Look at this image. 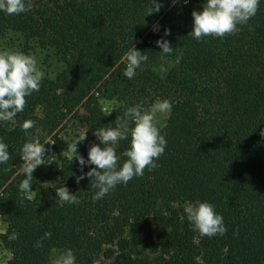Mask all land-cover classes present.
I'll list each match as a JSON object with an SVG mask.
<instances>
[{"label": "trees", "instance_id": "16d2710c", "mask_svg": "<svg viewBox=\"0 0 264 264\" xmlns=\"http://www.w3.org/2000/svg\"><path fill=\"white\" fill-rule=\"evenodd\" d=\"M158 2L162 7L152 14L150 0H48L18 15L0 12V24L10 29L38 28V37L28 35L38 43L50 32L47 44H57L64 56L57 81L44 77L24 110L0 121L10 155L0 164L6 223L0 244L10 255L4 264H50L52 252L64 248L73 249L76 264H143L147 254L155 264H264V0L236 34L199 41L188 33L191 11L203 0ZM165 28L174 51L162 60L154 42ZM132 43L149 59L128 79L121 58ZM162 61L168 63L163 76L154 70ZM157 97L172 102L160 128L167 145L158 167L94 201L90 178L77 183L76 160L61 153L63 125L71 119L87 129L78 148L86 157L87 147L99 143L95 128L121 116L122 104L145 107ZM25 120L34 122L27 135L20 127ZM36 128L49 143L45 162L56 158L59 167L56 185L32 200L17 186L24 179L20 148ZM127 146L120 141L117 154ZM63 184L79 203L56 200L55 188ZM196 199L223 216V235L201 237L190 227L182 205ZM12 232L16 240L8 239ZM45 232L52 235L43 238Z\"/></svg>", "mask_w": 264, "mask_h": 264}, {"label": "clouds", "instance_id": "9594fccd", "mask_svg": "<svg viewBox=\"0 0 264 264\" xmlns=\"http://www.w3.org/2000/svg\"><path fill=\"white\" fill-rule=\"evenodd\" d=\"M184 2L187 3V0ZM260 2L261 0H203L199 10L191 11L192 28L188 36L199 41L202 37L222 39L226 34H236L240 30L238 26L246 24L256 14ZM150 5L147 14L159 12L162 7L158 0H150ZM31 8L32 4L27 0H0V12L6 15H18ZM158 30L157 24L153 31ZM169 34L170 29L165 28L163 35L154 42L160 49L158 53L162 60H166L174 51L165 38ZM182 55L181 52L176 56V64L180 63ZM121 59L125 63L123 75L132 79L137 69L142 70L149 57L132 43ZM43 78L44 73L38 68L34 55L7 48L0 49V121L10 120L22 112L25 98L34 91H39ZM121 107L123 114L116 116L114 122L95 128L93 136L99 143H92L87 147L86 157L77 151V143L86 138L87 129L65 150L71 153V161L75 157L79 166L80 174L75 176L76 182L79 183L85 177L90 178L91 186L96 190L92 195L94 201L103 198L117 185H127L133 177L144 175L145 168L151 171L158 167L156 161L166 149V134L161 133L157 123L159 115L171 113L172 102L169 99L157 97L147 108L143 103L127 106L122 104ZM20 127L27 135L28 129L34 127V122L25 120ZM35 132L20 148V159L23 162L20 171L24 179L17 187L22 196L33 192V171L41 164H50L45 163V153L48 151L45 144L49 143L41 142L40 128H36ZM260 135L264 137V129L260 130ZM124 140L128 141V146L118 155L117 147ZM9 158L8 145L0 139V164H6ZM86 167L88 170L84 171ZM55 193L56 200L61 203H79L77 196L70 193L64 184L56 187ZM182 207L190 227L201 237L223 235L227 231L223 216L210 202L196 199L185 201ZM51 235V232H45L43 238ZM17 238L16 232L8 235L9 240ZM34 246L40 247V241ZM50 264H76L73 249L64 248L59 255L50 259Z\"/></svg>", "mask_w": 264, "mask_h": 264}, {"label": "rangeland", "instance_id": "374dc122", "mask_svg": "<svg viewBox=\"0 0 264 264\" xmlns=\"http://www.w3.org/2000/svg\"><path fill=\"white\" fill-rule=\"evenodd\" d=\"M34 5L42 4L47 2L48 0H28ZM9 27H14L10 24H0V49H10L14 51H21L25 54H32L36 57L38 68L44 73V77L51 80L57 81L59 78L63 68H64V56L63 49L57 45L53 44V48L47 44L46 40L52 38V34L50 32H42V38L44 39V43H38L35 39L29 38L28 35L36 36L35 32L38 28H34L33 32H26L22 30H14ZM30 33V34H29ZM38 37V36H36ZM55 36L53 35V39ZM47 44V46L45 45ZM168 67V63L162 61L155 65L154 70L161 76H163L166 72V68ZM150 105V104H149ZM102 106L105 109H110L111 103L103 102ZM145 106V108H147ZM168 114L159 115L157 127L160 129L164 126L167 120ZM84 127L76 123L74 120H68L63 125L62 130L59 132V137L64 142V149L61 153L64 156H67L71 159V153L65 151L68 146L79 137V135L84 131ZM87 138V133H86ZM85 138V139H86ZM84 139V140H85ZM83 140V141H84ZM83 141H78L77 143V151L80 147V144ZM75 157H73V160ZM54 160V161H53ZM50 164H41L38 166L32 173L33 179L31 181L32 187L31 190L33 192L28 193L27 196L34 200L36 199L40 193L46 192L52 189L56 183L58 182L57 170L59 167V161L56 158L51 159ZM6 230V223L0 217V234L4 233ZM61 250H54L52 252V258L59 255ZM10 257L9 253L3 249L0 244V264H4L6 260ZM143 264H155L153 261V255L147 254L143 257Z\"/></svg>", "mask_w": 264, "mask_h": 264}]
</instances>
